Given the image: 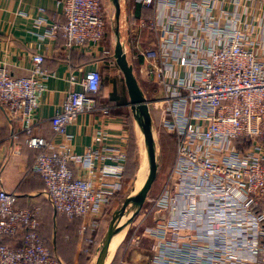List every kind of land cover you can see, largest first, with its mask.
<instances>
[{
  "label": "built area",
  "instance_id": "built-area-1",
  "mask_svg": "<svg viewBox=\"0 0 264 264\" xmlns=\"http://www.w3.org/2000/svg\"><path fill=\"white\" fill-rule=\"evenodd\" d=\"M134 1L142 6L161 1L168 8L160 24L138 22L161 35L155 48L138 52L160 86L149 108L175 137L168 186L152 205L168 217L159 226L162 233L155 229L158 224L145 230L156 238L150 264H264V38H257L249 23L223 11L225 21L219 22L214 15L217 0ZM56 6L65 21L51 23L48 35L60 30L65 54L101 43L106 18L100 0H56ZM193 20L204 35L189 32L195 29L190 28ZM44 56L32 53L23 76H13L7 62L0 64V105L21 121L12 138L24 134L26 143L39 149L29 172L41 177L42 197L56 213L83 220L80 234L85 235L98 229L119 190V183L105 178L120 179L126 154L110 145L88 147L83 153L72 146L68 126L78 115L109 112L95 98L102 81L98 68L79 67L78 74L67 77L65 99L49 120L61 140L35 134L38 108L52 77L43 67ZM114 61L111 57L106 63ZM106 138L98 130L94 140L102 143ZM39 214L37 204L19 207L17 193L6 190L0 179V264H60L40 239ZM19 233L21 246L1 242ZM145 234H133L128 247L139 244ZM184 234L189 238L184 253L169 248L166 235L177 242Z\"/></svg>",
  "mask_w": 264,
  "mask_h": 264
},
{
  "label": "crops",
  "instance_id": "crops-1",
  "mask_svg": "<svg viewBox=\"0 0 264 264\" xmlns=\"http://www.w3.org/2000/svg\"><path fill=\"white\" fill-rule=\"evenodd\" d=\"M216 2L219 6V8L214 10L216 18L220 17V12L223 11L221 13H226L231 18H239L240 21L249 23L250 30L254 32V35L257 38H264V0H257V2H247V0H217ZM100 3L106 18L104 39L95 48L87 46L82 50H71L69 55H67L61 48L63 39L60 30H57L55 35H48V27L51 23L56 22L61 24L65 21L60 14V9L56 6V0H0V64L7 62L8 69L13 76H23L27 74L30 67L32 53H44L43 67L52 74V77L48 80L47 90L43 94L38 108V122L34 132L46 139L55 141H60L61 137L54 134L49 120L52 114L61 108V104L65 99L66 91L69 89L67 77L71 72L77 73L76 69L79 67L84 70L94 68L101 70V88L96 95L100 100L98 102L105 103L109 107V112L105 115L101 113H82L68 126V132L73 137L72 146L77 153H83L88 147L93 146L110 145L125 150L126 157L122 164L123 172L120 179H116L110 175L105 178L108 182L119 183L120 188L111 199L110 205L118 202L117 205L121 206L127 196L134 193L131 190L133 185H135L133 179L129 178L128 163L126 164L129 132L128 129L127 131L124 129V124L129 123L132 126L134 135L135 127L138 124L128 105L129 98L126 88H122L118 84L122 73L115 61L109 64L106 63V60L109 61V58L113 57L115 45L114 33L111 34L107 27L108 23H113L115 6L112 0H100ZM119 3L118 29L120 41L124 46L127 60L133 66L134 75L145 98L148 101H152L159 94L160 86L153 75H148L147 63L139 55L138 48H155L161 35L155 34L151 31V28L139 26L138 22L143 19L146 21L154 20L157 24L162 23L166 20L167 5L161 1H157L149 6H142L134 0H119ZM110 13L111 20L110 18L108 19V14ZM40 18L43 20L38 23L37 20ZM224 21L225 18L220 17L219 22ZM192 27L197 30L191 29L189 31L191 34L193 31L195 34H205L204 31L199 32L197 21L193 20L190 22V28ZM177 36L176 34V40L178 39ZM190 40L192 42L191 36L188 38V41ZM202 45H204V42H202ZM103 50L109 51L108 55L105 56L102 53ZM147 85H150L147 88L149 93L146 92ZM143 86H145L144 89ZM114 91L120 97L119 100H111ZM151 115L152 123L157 122L160 125L159 114H155V117L153 114ZM20 128L21 121L12 118L0 105V179L2 186L6 190L17 193L19 207H28L33 204L40 205L38 226L39 236L41 235L40 239L50 249L52 254L58 258L60 264H90L91 260H95L96 255L94 254L90 260L84 261L83 249L85 248L81 244L82 240L79 236L83 220H81L78 227H73L72 221H75L72 220L73 218L57 214L51 204H47L42 200L41 190L44 187V183L40 176L29 172L39 149L29 146L26 143L24 134V136L20 134L16 139L12 138L13 132ZM98 130H103L107 136L106 140L102 143H96L94 140ZM166 133L173 137L175 144V137L171 133ZM173 154L174 157L171 165L165 169L168 171L165 174V179L158 182L155 188L156 192L151 194L153 201L168 186L167 177L175 158V153L173 152ZM150 193L152 192L149 190L146 198H148ZM108 207L104 210L100 225L111 210H108ZM115 209L116 207H113L112 211ZM150 215L151 224L149 225L151 226H147L141 229V231L145 234L146 228H155L158 224V227L155 229L162 233V229L159 226L165 222L168 215L163 211H156L155 207H153ZM49 220L52 222L53 231L45 227V224L47 225ZM77 222L79 221L77 220ZM99 227L97 230L88 233L94 240L95 236L91 235L98 232ZM128 232L129 230L127 229L121 243L126 240ZM166 236V243L171 244L169 248L179 247L176 249H182L179 252L184 253V247L189 244V238L186 234L180 235L181 241L177 242H173L169 238L170 235ZM141 240L139 244L133 247L119 244L113 257L111 241L105 264H107L111 257L109 264H121V256L125 252V254L130 256V258L127 256L129 260L126 261V264H150L151 256L154 254L152 247L153 243L155 244L156 242V238L146 235V237L142 236ZM6 242L8 241L6 240ZM179 252H176L178 256Z\"/></svg>",
  "mask_w": 264,
  "mask_h": 264
},
{
  "label": "rangeland",
  "instance_id": "rangeland-1",
  "mask_svg": "<svg viewBox=\"0 0 264 264\" xmlns=\"http://www.w3.org/2000/svg\"><path fill=\"white\" fill-rule=\"evenodd\" d=\"M109 18L111 20V13L108 14V19ZM107 27H108V30L110 31V33L113 34V30H112L113 24L108 23ZM104 55L106 56V54H104ZM119 76H121V75H119ZM118 84L122 88H125L122 76H121L120 81L118 80ZM148 86L150 87V85L146 86V92L147 93H149V91L147 90ZM144 88H145V86H143V89ZM151 109H152L151 114H153L155 117V114H157V112H156V110L153 109V107ZM134 132H135L134 136H135V145H136V169L134 172L133 181L135 184L136 179L138 177V172L141 168L143 169L142 172H144V175L147 176L148 170H149V162H145V156H146L145 154H146L147 147H146L145 142H144L143 134H142L140 128L138 127V125H136ZM152 132H153V136H154L156 155H157V163H158V174H157L156 180L154 182L155 185L153 184L152 189H150V191L152 193H150L148 198L145 199L142 207L140 208V210L137 214L133 215V208H134V202H135V199H133L127 205L126 211H124L122 215H119L118 217H116V218H119V220H120L119 226L121 229L112 237L113 238V240H112V247L113 248H111V249H113L112 257L115 254L116 249L119 246V244H121V245L124 244V246L128 247V242L129 243L131 242V237L133 234L142 235L143 231H141V229H143L147 226H151V225H149V224H151V222H150L151 221V215L150 214L152 212V205H153V199H152L151 194L156 192L155 188H156V185L158 184V182L160 180L165 179V174L168 173V171L165 169H167L166 168L167 166L171 165L173 157H174L173 152L175 153V144H174L173 137L167 135V133L163 130V128L157 122L152 123ZM134 189H135V185H133L131 192H134ZM153 190H155V191H153ZM137 192H134L133 195ZM117 203L118 202L112 203L109 206V209H111V210L108 213V215L104 218V220L102 221V224L100 225L98 232L91 235V236H93V235L95 236V240H94V238L92 239L88 235V238H90V240L87 242V244H85L86 250L83 249V252L87 253L88 250H90V252L92 250L93 254H92L91 258L93 257L94 254L95 255L97 254L98 249L100 248L102 238L108 229V225H109V222L112 218L113 212L120 207V205L119 204L117 205ZM113 207L114 208L116 207V209L114 211H112ZM45 227L48 228V226L46 224H45ZM127 229L129 230V232L126 234L128 238L126 237V240H124L121 243V241L124 238L125 232H127ZM129 238H130V241H129ZM91 245H93V246H91ZM133 246L134 245H130L129 247H133ZM125 253L123 254V256H121V260H120L121 264H126V261L129 260L128 258H130V256L125 254ZM127 256H128V258H127ZM111 258H110V260H111ZM93 260H94V258H93ZM109 261L107 262V264H109ZM105 262H106V260H105ZM90 264H94V261L91 260Z\"/></svg>",
  "mask_w": 264,
  "mask_h": 264
},
{
  "label": "water",
  "instance_id": "water-1",
  "mask_svg": "<svg viewBox=\"0 0 264 264\" xmlns=\"http://www.w3.org/2000/svg\"><path fill=\"white\" fill-rule=\"evenodd\" d=\"M112 2L115 6V17L112 23V30L115 36L113 57L120 72L122 73L124 85L129 98L128 105L144 137V142L147 147L149 170L147 177L138 192L134 195L133 193H131L129 196H127L120 208L113 212L112 218L108 225V229L102 238L100 248L98 249V252L96 254L94 264H105L111 239L121 229L119 226L120 220L116 217L122 215L123 212L126 211L127 205L133 199H135L133 215L139 212L158 173V163L154 136L152 132V115L149 108V101L144 96L137 78L134 75L133 66L127 60L123 44L120 41V32L118 29V20L120 13L119 0H112Z\"/></svg>",
  "mask_w": 264,
  "mask_h": 264
},
{
  "label": "trees",
  "instance_id": "trees-1",
  "mask_svg": "<svg viewBox=\"0 0 264 264\" xmlns=\"http://www.w3.org/2000/svg\"><path fill=\"white\" fill-rule=\"evenodd\" d=\"M100 88H101V85H100ZM100 88H99V90H100ZM96 98H97V101H100L98 99V96L97 95H96ZM119 98L120 97H118L117 94L114 91L113 94H112V96H111V100L112 101H116V100H119ZM126 126H127V129H128V132H129V138H128V144H127L128 148H127V162H126V164L128 163V169H129L128 170V175H129V178H132L133 179L134 172H135V169H136V145H135V137H134V133H133V130H132V126L129 123H126ZM38 153H39V151H38ZM36 155H35V157H36ZM35 157H34V159H35ZM31 174H36V173H31ZM42 200H44L47 204H50L45 198H42ZM108 209H109V207H108ZM40 210H41V207H40ZM59 215H62V214H59ZM62 216L68 218V216H66V215H62ZM72 220H75L76 221V222L75 221H72L73 227H78L79 226V223L81 222V219L73 218ZM77 220L79 222H77ZM47 226H48L49 230L53 231V225H52L51 220H49V222L47 223ZM38 231H39V229H38ZM79 236H80V239L82 240L81 241V244H83V247L86 248L85 244H87V242H88V234H85V235L79 234ZM40 237H41V235H40ZM6 240L8 242H6ZM1 242L4 243V244L5 243H8V244L13 245L15 247H19V246H21L23 244V236H22V234L19 233L16 236H13V237H4ZM91 246H93V245H91ZM83 253H84L83 254L84 261H88L91 258L92 254H93V251L91 250V252H90V250H88L87 253H85V252H83Z\"/></svg>",
  "mask_w": 264,
  "mask_h": 264
},
{
  "label": "bare ground",
  "instance_id": "bare-ground-1",
  "mask_svg": "<svg viewBox=\"0 0 264 264\" xmlns=\"http://www.w3.org/2000/svg\"><path fill=\"white\" fill-rule=\"evenodd\" d=\"M146 156H145V162H148V155H147V149H146V154H145ZM142 168L139 170V172H138V177H137V179H136V182H135V189H134V192H137L140 188H141V186H142V184H143V182L145 181V179H146V175H144V172H142ZM111 241H112V239H111ZM110 244H111V242H110ZM109 247H110V245H109ZM109 249V248H108ZM108 253V252H107Z\"/></svg>",
  "mask_w": 264,
  "mask_h": 264
}]
</instances>
